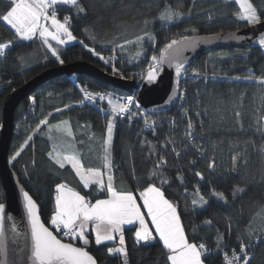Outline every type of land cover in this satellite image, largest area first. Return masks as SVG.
Masks as SVG:
<instances>
[{"label":"trees","instance_id":"1","mask_svg":"<svg viewBox=\"0 0 264 264\" xmlns=\"http://www.w3.org/2000/svg\"><path fill=\"white\" fill-rule=\"evenodd\" d=\"M78 2L85 9L82 13L77 14L75 7L63 4L57 9L59 19L70 17V30L78 40L66 45L49 40L58 48L63 64L87 62L109 74L137 81L149 69L151 57L159 56L165 44L174 38L250 25L239 19L238 0ZM248 2L257 8L260 20L264 19V0ZM10 6L6 0H0V15ZM166 6L182 13V17L171 23L160 21L159 14ZM145 31L154 35L152 41L145 38L140 45L125 44ZM0 41H13L0 55L1 126L5 96L62 64L43 45L39 35L31 41H19L14 30L2 20ZM119 45H124L123 49ZM194 72L199 75L194 76ZM262 79L264 47L214 49L197 57L187 68L180 84L183 95L171 111L152 113L151 118L138 115L114 119L110 149L114 187L139 197L149 183L161 186V180H166L162 190L168 200L177 204L189 242L206 246L202 254L204 264H226L225 255L231 258L233 251L242 257L239 245H247L250 240L246 249L249 264H264V83L258 82ZM81 89L128 94L84 74H63L41 83L15 111L9 159L24 145L20 155L10 159L11 165L39 204L43 221L55 232L50 218L55 211L57 184L69 185L92 203L107 197L106 191H97L95 185L84 188L69 163L60 168L53 159L58 154H73L85 168L105 173L107 183L103 141L111 109L86 100ZM45 119L47 122L40 124ZM146 119L152 127L145 124ZM161 159L165 163L160 164ZM153 172L157 173L155 177L151 176ZM213 193H222L224 199ZM201 196L207 204L194 206L193 199L199 200ZM3 199L0 182V202ZM135 230V225L124 228L128 264H170L169 253L157 236L153 242L137 243ZM249 232L253 233L251 238ZM68 241L82 245L76 240ZM116 244L97 245L90 233L88 247L99 264H122L121 256L108 252ZM238 264H243V260Z\"/></svg>","mask_w":264,"mask_h":264},{"label":"snow or ice","instance_id":"2","mask_svg":"<svg viewBox=\"0 0 264 264\" xmlns=\"http://www.w3.org/2000/svg\"><path fill=\"white\" fill-rule=\"evenodd\" d=\"M11 6L8 10L0 15L7 26H10L15 32V39L19 41H31L39 35L43 45L51 51V55L56 57L59 63L64 61L60 59L58 48L53 47L49 42L56 41L57 45H66L71 41L76 40L70 30V17L65 16L63 20L58 18V13L55 8L57 4L73 6L76 13H82L85 9L79 4L78 0H6ZM241 7L239 19L246 21L250 25H256L260 22V15L257 8L254 7L248 0H238ZM182 17V13L173 11L170 6H166L164 11L159 14V20L162 22H176ZM148 21H145L147 26ZM195 31V29H192ZM236 40L242 39L236 34H232ZM145 38L149 41L154 39V35L145 31L137 36L135 41H126L125 44L135 43L140 45ZM210 39H221V37H212ZM207 43L208 41H204ZM13 43H0V55H3L6 49ZM201 41L182 37L181 40L172 39L161 49L159 56L153 55L149 63V69L146 73V81L151 84L158 79V75L162 70L165 62L169 68L174 67L175 75L179 78L186 67L188 58L184 56L186 48L195 49ZM259 44L264 46V35L259 38ZM85 47H87L85 45ZM123 49L124 45H119ZM94 55H99L94 50L89 49ZM142 54V53H138ZM104 60L103 57H100ZM108 63V60H104ZM117 69L113 65V72ZM194 72V76H198ZM207 79V77H205ZM212 79H215L213 77ZM236 79H240L237 77ZM264 83V79L258 81ZM84 91L83 89H81ZM180 95H183L182 93ZM85 99L95 103L97 99L103 102L107 98V104L110 106L112 116L108 119L106 127V137L103 141L104 155L103 166L107 170V183L105 184L104 175L99 169H85L80 160L75 156H63L59 154L53 157L56 164L60 168L65 166V162L70 163L75 170L76 175L83 182L84 188H89L90 185L97 186V191L107 193V198L96 199L92 203L80 192L69 188L66 184L60 183L56 185L55 196V211L50 218V225L58 232H62L63 237L69 240H77L82 242L83 246H77L72 242H65L59 238L57 232L46 226L38 214V206L33 198L27 193H23V204L21 210V219L26 215L27 231H21L15 218L11 214H6V205L0 203V264H97L95 258L87 251V246L90 241L88 239L89 228L94 234L95 243L97 245L106 241H114L116 234H119V246L109 248L110 255H119L123 258L122 264H128L127 250L125 247L124 226L138 225L135 230L136 242H153L156 237L153 236L152 229L149 228L148 222L145 219V213L141 210V205L137 203V198L130 191H118L114 187V177L111 174L112 159H111V143L113 139L114 119L118 115L124 117L128 114V118L137 115L132 111V107L137 109L140 105L134 97H117L113 98L112 94L94 95L84 91ZM175 98V95L169 96V102ZM34 99V98H33ZM122 101V102H121ZM67 107V106H65ZM107 112L106 109H100ZM60 111V109H57ZM239 115V113H237ZM47 121L41 120L40 124H45ZM145 124L152 127V124L146 119ZM192 127L191 123L188 125ZM39 128V125H37ZM69 135L71 132L69 131ZM191 135V133H189ZM31 140V137H28ZM25 141V144L28 143ZM24 145L10 159L15 160L22 151ZM51 156L52 154L49 153ZM235 160V158H234ZM165 163L161 159L160 164ZM159 167V164L157 165ZM209 167H213L212 164ZM157 175L156 172L151 174L152 177ZM197 176L201 173L197 172ZM166 180H161V186L154 183H149L147 187L140 192V199L143 201V208L147 210V216L151 219V224L154 225L155 233L158 235L159 241L168 251L167 260L170 264H203L202 254L206 251V246L201 243L197 245L194 242H189L185 234L184 227L181 223L180 214L177 204L168 200L162 190V186ZM220 199H224L222 193H213ZM193 205H206L207 201L201 196L199 200L193 199ZM206 224H211V221H206ZM10 230L12 240L17 241L21 237L24 238L23 247L15 249L16 259H9V249L6 244V231ZM251 238L253 233H248ZM239 240L240 237H237ZM251 243V240H250ZM249 244L240 243V254L233 251V255L229 258L225 255L226 264H238L240 259L243 264H249V256L246 249ZM219 247V245H218Z\"/></svg>","mask_w":264,"mask_h":264},{"label":"water","instance_id":"3","mask_svg":"<svg viewBox=\"0 0 264 264\" xmlns=\"http://www.w3.org/2000/svg\"><path fill=\"white\" fill-rule=\"evenodd\" d=\"M232 34H236V36H240L242 37V39L236 40ZM261 35H264V19L260 20V22L256 25H248L246 27H242L232 31L211 34H194L174 38L178 41L181 40L182 37H188L201 41V43L198 44L195 49H185L184 56L188 58V62L183 74L179 78H177L175 75L174 67L169 68L167 62L163 64L157 81L148 84L146 81V74L141 81H137L135 79H127L124 77L109 74L104 70L97 68L87 62L76 61L73 63L62 64L58 67L48 69L24 86L12 90L5 96L3 101L2 124L0 127V182L2 184L4 192V199L0 203H4L6 205V214H11L15 218L16 223L18 224L19 229L22 232L27 231L26 215L23 217V220L21 219L23 193L27 192L32 198L33 196L21 183L17 172L12 167L9 159V149L14 130L15 111L20 102L41 83L57 75L64 74L70 77H74L77 73H80L103 82L107 85L115 86L128 94L136 93L138 101L149 113L168 112L171 111L179 101L181 79L187 68L197 57L205 52L219 48L264 47L259 44V38ZM217 36L221 37V39H210ZM204 41L208 42L205 43ZM170 42L171 40L168 43ZM172 95H175V98L172 100V102H169V96ZM33 200L35 199L33 198ZM36 204L38 206V214L40 216V219L46 226L50 227L43 221L40 214V206L37 202ZM12 235L13 233L10 230L6 231V244L9 249V259L15 260V249H17L18 247H23L24 238L21 237L19 240L13 241ZM64 241L72 242L68 240ZM76 245L83 246L79 244ZM87 251L95 258L97 264H99L98 260L92 254L88 246Z\"/></svg>","mask_w":264,"mask_h":264},{"label":"built area","instance_id":"4","mask_svg":"<svg viewBox=\"0 0 264 264\" xmlns=\"http://www.w3.org/2000/svg\"><path fill=\"white\" fill-rule=\"evenodd\" d=\"M148 71V70H147ZM146 71V72H147ZM87 92H90V93H92V94H94V95H98V94H109L108 92H106V91H104V90H99V91H93V90H88ZM113 96V98H117V97H128V96H132V97H134V99L136 100V102L140 105V108L139 109H137L135 106H133L132 107V111L134 112V113H138L137 115H134V117H137L138 115H139V117H142V118H151L152 116H151V114L152 113H149L142 105H141V103L138 101V98H137V94H134V93H132V94H121V95H112ZM96 102H98V103H101V104H104V105H106V106H108L109 108H110V106L107 104V98L103 101V102H101L99 99H97L96 100ZM122 102V101H121ZM118 116V115H117ZM128 116V114H125V116L124 117H120V116H118L119 118H121V119H124V118H126ZM263 123H264V117H263ZM87 199H89L90 201H91V199L90 198H87ZM57 232H58V230H57ZM58 233H60L61 234V236H62V232H58ZM63 237V236H62ZM63 238H65L66 240H69V238H67V237H63Z\"/></svg>","mask_w":264,"mask_h":264},{"label":"crops","instance_id":"5","mask_svg":"<svg viewBox=\"0 0 264 264\" xmlns=\"http://www.w3.org/2000/svg\"><path fill=\"white\" fill-rule=\"evenodd\" d=\"M63 156H75V155H72V154H64ZM62 156V157H63ZM76 157V156H75ZM77 158V157H76ZM81 162V161H80ZM70 164V163H69ZM81 164H82V162H81ZM71 165V164H70ZM83 165V164H82ZM84 167V166H83ZM85 168V167H84ZM88 169V168H87ZM65 184V183H64ZM67 185V184H66ZM69 188H71V189H73L72 187H70L69 185H67ZM73 190H75V189H73ZM76 191V190H75ZM134 194V193H133ZM134 196H136V198H137V203H139L140 205H141V210L145 213V219H146V221L148 222V226H149V228L150 229H152V232H153V236L155 237V236H157L158 237V235L155 233V230H154V225H152L151 224V219H150V217H148L147 216V210L146 209H144L143 208V201L140 199V195H139V197L136 195V194H134ZM107 198V197H106ZM101 199H104V198H101ZM95 202V201H94ZM93 202V203H94ZM128 226H134V225H126V226H124V228L125 227H128ZM136 227H138V225H135ZM90 233H91V228H89V233H88V239H89V241H90ZM93 236H94V234H93ZM94 239H95V237H94ZM77 241V240H76ZM79 242V241H78ZM106 242H117V244H116V246L115 247H118L119 246V234H116V239L114 240V241H106ZM106 242H103V243H106ZM81 244H82V242H80ZM114 247V248H115ZM125 247H126V244H125ZM203 264H204V261H203Z\"/></svg>","mask_w":264,"mask_h":264},{"label":"rangeland","instance_id":"6","mask_svg":"<svg viewBox=\"0 0 264 264\" xmlns=\"http://www.w3.org/2000/svg\"><path fill=\"white\" fill-rule=\"evenodd\" d=\"M55 8H56V10H57V9L59 8V4H57V5L55 6ZM61 20H62V19H61ZM37 35H38V34H37ZM77 40H78V39L76 38V40L71 41V42H69V43L75 42V41H77ZM0 43H7V42H1V41H0ZM145 74H146V73H145ZM145 74H144V76H145ZM144 76H143V78H144ZM143 78H142V79H143ZM142 79H141V80H142ZM141 80H139V81H141ZM134 94H136V93H134ZM177 103H178V102H177ZM61 128H62V127H58V129H61ZM63 139H64V138H63ZM57 148H58V147H57ZM57 148H56V149H57ZM57 150H58V149H57ZM72 155H73V154H72ZM85 169H87V168H85ZM100 171H101V170H100ZM101 172H102V171H101ZM102 173H103V172H102ZM80 194H81V193H80ZM81 195H83V194H81ZM64 240H65V238H64Z\"/></svg>","mask_w":264,"mask_h":264},{"label":"bare ground","instance_id":"7","mask_svg":"<svg viewBox=\"0 0 264 264\" xmlns=\"http://www.w3.org/2000/svg\"><path fill=\"white\" fill-rule=\"evenodd\" d=\"M1 127V126H0Z\"/></svg>","mask_w":264,"mask_h":264}]
</instances>
